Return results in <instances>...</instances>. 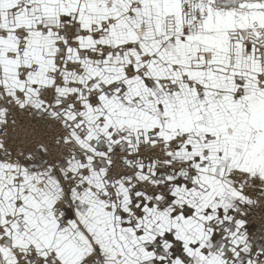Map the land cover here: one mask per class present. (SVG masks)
<instances>
[{
  "label": "snow or ice",
  "instance_id": "obj_1",
  "mask_svg": "<svg viewBox=\"0 0 264 264\" xmlns=\"http://www.w3.org/2000/svg\"><path fill=\"white\" fill-rule=\"evenodd\" d=\"M0 264H264V0H0Z\"/></svg>",
  "mask_w": 264,
  "mask_h": 264
}]
</instances>
